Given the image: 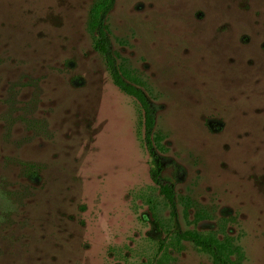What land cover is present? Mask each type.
<instances>
[{"label":"rangeland","instance_id":"rangeland-1","mask_svg":"<svg viewBox=\"0 0 264 264\" xmlns=\"http://www.w3.org/2000/svg\"><path fill=\"white\" fill-rule=\"evenodd\" d=\"M0 0V264H264V0ZM174 189L171 207L151 177Z\"/></svg>","mask_w":264,"mask_h":264},{"label":"trees","instance_id":"trees-1","mask_svg":"<svg viewBox=\"0 0 264 264\" xmlns=\"http://www.w3.org/2000/svg\"><path fill=\"white\" fill-rule=\"evenodd\" d=\"M114 0H96L90 10L88 16V29L93 35V48L103 58L105 66L109 72L112 83L125 94L133 97L142 112V123L144 126L143 142L150 156L156 161L157 150L155 148L152 131L155 126V112L144 92L135 84L127 81L119 67H117L114 58L111 55L108 45L107 28L105 24V14L111 8ZM161 165L154 163L151 169V177L158 185L159 190L165 196L168 204L174 205V189L171 184L165 182L160 177ZM179 239L192 242L198 248L206 250L212 254L214 264H235L230 262L219 250L210 242L203 239L187 235L185 233H177Z\"/></svg>","mask_w":264,"mask_h":264}]
</instances>
